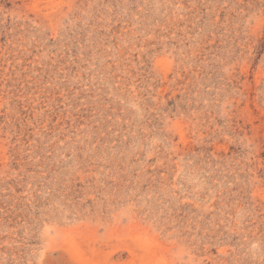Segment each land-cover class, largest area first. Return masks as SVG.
Wrapping results in <instances>:
<instances>
[{"label": "rangeland", "instance_id": "1", "mask_svg": "<svg viewBox=\"0 0 264 264\" xmlns=\"http://www.w3.org/2000/svg\"><path fill=\"white\" fill-rule=\"evenodd\" d=\"M0 264H264V0H0Z\"/></svg>", "mask_w": 264, "mask_h": 264}]
</instances>
